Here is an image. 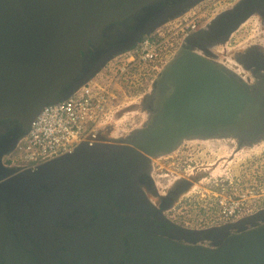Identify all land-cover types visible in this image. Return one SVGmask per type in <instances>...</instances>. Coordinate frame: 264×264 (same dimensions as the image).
Segmentation results:
<instances>
[{
  "label": "water",
  "instance_id": "95a60500",
  "mask_svg": "<svg viewBox=\"0 0 264 264\" xmlns=\"http://www.w3.org/2000/svg\"><path fill=\"white\" fill-rule=\"evenodd\" d=\"M162 1L0 0V121L21 123L26 137L46 106L75 95L104 69L105 63L98 64L83 77L86 55L102 43L106 28L124 21L134 25ZM203 1L183 0L156 13L145 35ZM253 17L264 25V0H238L206 29L186 37L142 98L145 120L139 127L110 137L114 144L84 143L18 174L0 185V194L41 223L74 218L77 208L98 207L108 193H121V185L143 166L174 153L185 140L231 139L235 152L264 143L262 48L250 43L241 56L231 55L245 69L239 75L210 50L228 43ZM102 124L99 139L106 141ZM177 231L188 244L152 237L135 248L142 264H264V209L237 222ZM205 243L210 247L199 246Z\"/></svg>",
  "mask_w": 264,
  "mask_h": 264
},
{
  "label": "flooded vegetation",
  "instance_id": "af4514ba",
  "mask_svg": "<svg viewBox=\"0 0 264 264\" xmlns=\"http://www.w3.org/2000/svg\"><path fill=\"white\" fill-rule=\"evenodd\" d=\"M182 1L164 0L153 11L136 17L134 25L124 21L108 26L102 43L92 46L86 55L83 77L91 74L98 64L105 63V69L117 56L130 48L133 50L146 36L153 15ZM255 44L263 45V42ZM242 50L239 48L236 55L241 56ZM24 138L21 123L0 121V185L38 167L11 161ZM102 143L114 144L111 139H98L92 146ZM174 164L173 168L179 170V164ZM170 165L169 161L163 166L151 162L131 177L130 183L121 185V193H108L98 207H83L85 211L77 208L74 218L70 215L58 221L49 218L41 223L0 194V264H142L135 248L145 247L152 237L188 244L180 239L177 230L190 227L171 213L194 181L184 175L173 176L177 172L167 169ZM163 169L171 174L162 175ZM157 175L161 179L157 180ZM160 184L165 185V191H160ZM199 246L210 247L207 243Z\"/></svg>",
  "mask_w": 264,
  "mask_h": 264
},
{
  "label": "rangeland",
  "instance_id": "374dc122",
  "mask_svg": "<svg viewBox=\"0 0 264 264\" xmlns=\"http://www.w3.org/2000/svg\"><path fill=\"white\" fill-rule=\"evenodd\" d=\"M237 1L232 5H226L227 3L222 0H205L188 10L183 16L168 21L160 27L161 29L158 28L161 30L160 32L165 33L166 47L171 51L167 54V61L173 57L185 39L181 33L171 36L177 30L176 26L180 24L181 20L195 17L198 25L201 28L206 26V29L207 24L215 19L218 13L231 8ZM260 41L263 42L260 47H264V25L259 18L253 17L233 35L228 43L218 44L210 50L217 52L216 60L218 62H223L225 66L235 70L239 75V73H244L242 69L244 67L240 68L239 63L232 59L234 57L231 55L235 54L236 56L239 48L246 49L251 46L250 43ZM128 54L117 56L94 78L99 84H110L115 80L120 91L119 102L102 124L101 134L108 136L109 139L110 137H119L121 133L130 132L144 122L145 114L141 112L140 102L150 92L152 83L158 75L148 64H137L131 67L127 63ZM123 68L125 71L122 72ZM128 105L136 106V108L129 110L126 107ZM120 111L126 113H122V118L119 120L116 115ZM236 148V141L227 139L209 141L208 143L186 142L176 153L164 157V161L162 157L152 159L151 162L157 161L159 166H163L167 161L171 162L167 169L177 172V174H172L173 176L192 177L193 186L183 195L181 203H177L176 210L171 213L186 227L205 229L223 225L225 222L220 219L217 210V201L221 196H228L236 189L240 192L241 189L245 190L252 186L264 189V143L251 149H242L239 152H235ZM11 161L17 165L27 163L20 151L15 152ZM174 163L179 164V170L173 168L176 166ZM201 169L202 171H198ZM163 171L162 175L164 176L171 174L166 169ZM156 178L157 180L161 179L158 175ZM160 191H165L164 184H160Z\"/></svg>",
  "mask_w": 264,
  "mask_h": 264
},
{
  "label": "built area",
  "instance_id": "2783aa9c",
  "mask_svg": "<svg viewBox=\"0 0 264 264\" xmlns=\"http://www.w3.org/2000/svg\"><path fill=\"white\" fill-rule=\"evenodd\" d=\"M222 1L227 3L226 5H232L237 0ZM179 23L171 36L181 33L186 38L201 29L195 17L184 18ZM160 29L145 36L138 46L129 52L127 63L131 67L148 64L157 73L164 68L168 62L167 54L171 51L166 47L167 39ZM119 93L115 80L110 84H99L93 79L67 100L46 106L18 146V151L27 161L26 164L40 166L73 153L81 144L92 146L99 139V128L104 119L119 102ZM263 207L264 189L257 186L241 189L240 192L236 189L228 196H221L217 201L218 216L225 224L237 222Z\"/></svg>",
  "mask_w": 264,
  "mask_h": 264
},
{
  "label": "bare ground",
  "instance_id": "6f19581e",
  "mask_svg": "<svg viewBox=\"0 0 264 264\" xmlns=\"http://www.w3.org/2000/svg\"><path fill=\"white\" fill-rule=\"evenodd\" d=\"M262 48V52H264V47H261ZM221 64H223V62H220ZM228 68H230V67H228ZM231 69V68H230ZM243 69V68H242ZM233 70V69H232ZM243 70H245V69H243ZM235 72V71H234ZM245 80L246 81H248L246 78H245ZM219 139H221V138H218V139H210V140H200L199 138H194V139H189V140H185L179 147H178V149L174 152V153H176L186 142H194V141H201V142H203V143H208L209 141H216V140H219ZM221 140H223V139H221ZM231 140V139H230ZM174 153H172V154H174ZM171 155V154H170ZM168 156V155H167ZM164 157H166V156H162V158H164ZM154 159V158H153ZM153 167V166H152ZM147 169V168H146ZM145 169V170H146ZM141 170V169H140ZM142 170H144V168L142 169ZM153 170V169H152ZM153 172V171H152ZM151 172V173H152ZM150 173V174H151ZM176 180V179H175ZM175 180H173V181H175ZM189 193V192H188Z\"/></svg>",
  "mask_w": 264,
  "mask_h": 264
}]
</instances>
